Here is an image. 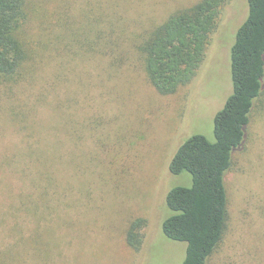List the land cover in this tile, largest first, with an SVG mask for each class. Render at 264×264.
<instances>
[{
  "label": "rangeland",
  "instance_id": "374dc122",
  "mask_svg": "<svg viewBox=\"0 0 264 264\" xmlns=\"http://www.w3.org/2000/svg\"><path fill=\"white\" fill-rule=\"evenodd\" d=\"M200 0H31L29 58L0 81V264H181L169 239L170 162L193 134L215 140L232 93L231 50L248 0H227L193 81L160 93L141 44ZM229 217L208 264H264V91L226 176ZM145 218L139 250L126 239Z\"/></svg>",
  "mask_w": 264,
  "mask_h": 264
},
{
  "label": "trees",
  "instance_id": "16d2710c",
  "mask_svg": "<svg viewBox=\"0 0 264 264\" xmlns=\"http://www.w3.org/2000/svg\"><path fill=\"white\" fill-rule=\"evenodd\" d=\"M31 0H0V81L14 78L29 58L25 24ZM227 0H200L179 8L157 25L141 44L150 82L165 95L190 84L205 59ZM249 12L231 50L232 93L214 119L215 140L193 134L175 152L173 175L189 173L190 186L171 187L164 234L185 242L181 264H208L223 241L229 217L226 176L233 154L242 147L256 101L264 91V0H248ZM147 221L137 217L126 232L139 250Z\"/></svg>",
  "mask_w": 264,
  "mask_h": 264
}]
</instances>
